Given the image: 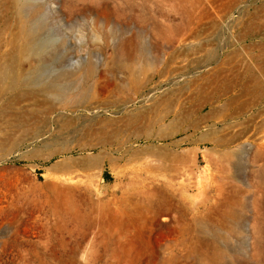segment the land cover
Wrapping results in <instances>:
<instances>
[{"label":"rangeland","instance_id":"374dc122","mask_svg":"<svg viewBox=\"0 0 264 264\" xmlns=\"http://www.w3.org/2000/svg\"><path fill=\"white\" fill-rule=\"evenodd\" d=\"M32 2L0 62L26 96L1 97L0 264H264V96L190 141L159 106L259 66L264 0Z\"/></svg>","mask_w":264,"mask_h":264},{"label":"bare ground","instance_id":"6f19581e","mask_svg":"<svg viewBox=\"0 0 264 264\" xmlns=\"http://www.w3.org/2000/svg\"><path fill=\"white\" fill-rule=\"evenodd\" d=\"M12 10L14 12H12ZM26 11L30 12L28 15H31V17L29 16L31 19L32 16L35 14L37 15L39 12L32 0H0L1 64L8 62L19 65L18 54L21 49L24 51V57L28 56V50L31 47V41L33 39L32 37V40L30 39L31 30L28 24ZM10 14L16 16L14 17L16 21L13 26L10 23L13 22L14 19L12 18L13 15L11 17ZM11 19H13V21H11ZM13 30L15 33H13ZM254 58L259 64V66L257 65L258 67L256 66L254 69L250 67V64L243 62L244 64L240 65L242 74L240 72L234 74L231 72L230 77H228V75L220 76L213 74L211 77L204 78L200 82L192 83V88L187 91L186 98L183 102L177 100L174 103H169L167 101L160 103L159 106L164 113L163 120L170 117L173 119L180 118L182 120L180 130H177V132L171 134V136L179 133L187 134V137L182 141H190L191 138L195 136V133L199 132L202 127L201 125H207L210 121H214V119L218 118L216 115H218V111L223 108L224 104L222 105V102L232 109L243 106L245 104L243 98H247L248 96H264V52ZM17 73L18 72H15L12 77L4 74L3 76L0 75V82L3 81L5 85L4 87L2 86L3 88L0 85V135L11 127L12 123L9 118L14 117L12 112L16 110V108H14L15 106H10V101H7L9 98L7 99L5 96L7 94L11 96L14 95L13 97L9 95L14 100L17 98L14 105L20 102V98H26L25 95H21L18 92ZM37 89L43 94L48 93L41 87ZM15 90H17V92L14 94ZM3 96L7 99L8 108L11 112L9 110L7 113L5 112L8 108L2 105L1 97ZM3 111L5 113H3ZM10 113H12V115ZM5 116L8 118H5ZM191 132L193 134H190ZM213 135L214 133H207L199 139V142L201 144H208L212 147L221 145L222 140L216 139Z\"/></svg>","mask_w":264,"mask_h":264}]
</instances>
